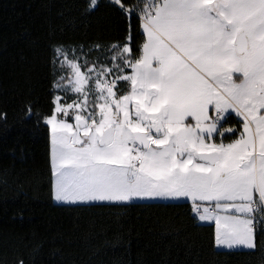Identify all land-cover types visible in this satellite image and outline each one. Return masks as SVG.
Returning a JSON list of instances; mask_svg holds the SVG:
<instances>
[{"label": "snow or ice", "instance_id": "obj_1", "mask_svg": "<svg viewBox=\"0 0 264 264\" xmlns=\"http://www.w3.org/2000/svg\"><path fill=\"white\" fill-rule=\"evenodd\" d=\"M112 3L129 21L123 40L50 45L51 91L63 95L34 114L50 133L54 200L188 204L194 222L214 224V248L255 250L264 226V0Z\"/></svg>", "mask_w": 264, "mask_h": 264}, {"label": "trees", "instance_id": "obj_2", "mask_svg": "<svg viewBox=\"0 0 264 264\" xmlns=\"http://www.w3.org/2000/svg\"><path fill=\"white\" fill-rule=\"evenodd\" d=\"M129 4L135 0H127ZM0 0V264H262L255 250H218L213 225L197 224L188 204L74 206L53 199L50 133L37 122L52 92L50 45L115 43L129 21L112 0ZM135 18L133 44L142 41ZM33 114L24 111L28 102ZM235 126V116L225 128ZM225 142H228L225 140Z\"/></svg>", "mask_w": 264, "mask_h": 264}, {"label": "rangeland", "instance_id": "obj_3", "mask_svg": "<svg viewBox=\"0 0 264 264\" xmlns=\"http://www.w3.org/2000/svg\"><path fill=\"white\" fill-rule=\"evenodd\" d=\"M56 95H63V93L61 92H56ZM72 99H75V96H72L70 99L67 100V102L71 103ZM234 115V114H233ZM54 199V198H53ZM55 201V200H54ZM56 203H61V204H65L63 202H57L55 201Z\"/></svg>", "mask_w": 264, "mask_h": 264}, {"label": "crops", "instance_id": "obj_4", "mask_svg": "<svg viewBox=\"0 0 264 264\" xmlns=\"http://www.w3.org/2000/svg\"><path fill=\"white\" fill-rule=\"evenodd\" d=\"M202 224H207V223H202ZM213 226H214V224H213ZM218 250H227V249H218ZM233 250H249V249H233Z\"/></svg>", "mask_w": 264, "mask_h": 264}, {"label": "built area", "instance_id": "obj_5", "mask_svg": "<svg viewBox=\"0 0 264 264\" xmlns=\"http://www.w3.org/2000/svg\"><path fill=\"white\" fill-rule=\"evenodd\" d=\"M259 226V225H258ZM258 228V227H257Z\"/></svg>", "mask_w": 264, "mask_h": 264}]
</instances>
